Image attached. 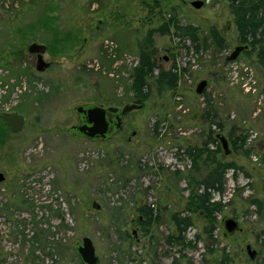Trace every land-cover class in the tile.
Here are the masks:
<instances>
[{
	"label": "rangeland",
	"instance_id": "374dc122",
	"mask_svg": "<svg viewBox=\"0 0 264 264\" xmlns=\"http://www.w3.org/2000/svg\"><path fill=\"white\" fill-rule=\"evenodd\" d=\"M193 1L31 0L16 7L15 0H0V81L10 83L12 74H5L10 69L23 73L16 84L27 82L13 105L0 108L25 116L23 130L7 132L0 151L6 177L0 184V208L6 210L0 214L4 264H32L25 255L33 249L34 215L36 222L53 226L56 240L77 245L92 239L99 264H221L225 257L230 264H264V71L252 48L237 61H226L240 45L230 2L198 0L205 5L196 10ZM5 4L18 9L3 10ZM170 19L198 28L202 40L197 51L173 30L153 34L158 64L164 69L176 64L182 73L177 90L159 96L154 89L143 109L125 116L123 128L106 141L74 136L76 107L134 103L130 87L138 44ZM212 29L223 48L211 37ZM106 40L118 45L123 62L115 65L108 57ZM56 41L57 58L51 55ZM35 42L49 47L44 59L51 66L44 73L36 71L37 57L28 53ZM203 80L208 87L198 96ZM8 97L0 92V101ZM206 111L218 113L222 128L216 134L230 141L229 156L219 142L218 159L239 170L236 177L227 175L224 196H214L225 205L216 228L197 214L187 236L193 246L168 245L175 233L171 213L184 209L191 178L207 174L203 169L195 176L185 154L189 146L208 140L209 126L201 120ZM242 137L247 144L236 149L233 141L240 145ZM25 200L28 208L20 205ZM143 205L154 207L161 218L148 236L137 213ZM227 219L239 226L232 236L226 234ZM61 220L71 231L57 228ZM248 245L258 253L254 261Z\"/></svg>",
	"mask_w": 264,
	"mask_h": 264
},
{
	"label": "trees",
	"instance_id": "16d2710c",
	"mask_svg": "<svg viewBox=\"0 0 264 264\" xmlns=\"http://www.w3.org/2000/svg\"><path fill=\"white\" fill-rule=\"evenodd\" d=\"M230 10L234 17L239 43L249 45V49L252 48V51L258 50V63L264 71V0H233ZM172 30L174 31L173 36L190 40L195 45V49L197 51L200 50L202 40H200L198 28L193 25L184 26L177 19H170L169 22L163 24L159 29L151 31L148 39L138 44L139 60L132 71L130 90L134 94L133 102L135 104L143 106L152 97L154 89L159 96L177 90L182 73L178 70L176 64L170 69H164L158 64L152 51L153 34L159 32L163 35H169ZM211 37L219 48H223L222 38L216 29L211 30ZM59 45L60 42L56 41L55 46L51 49V55L55 58L61 52ZM249 49L244 54L248 55ZM18 54L22 59L23 53L19 52ZM17 73L18 75L23 74L21 71ZM201 120L209 126L208 140L202 145L189 146L185 154L192 161V172L195 176L199 175L203 169L207 171V174L202 180L196 177L191 178L192 181L189 184L190 189L184 209L181 212L175 211L171 213L170 222L175 227V233L168 236V245L182 242L186 247L193 246L192 241H189L187 236L194 227V217L197 214L203 216L212 230L216 228L218 215L223 212L225 205L222 200H215L214 196H224L227 175L230 172L236 174L237 170H239V167L235 163H224L218 159V154L221 153V150L215 129L222 128V125L218 122V113L212 114L211 111H206L202 115ZM158 127L159 123L156 125V131ZM247 139V137H242V144L240 145H237V141L234 140V147L236 149H243L247 144ZM212 147L214 148L212 149ZM262 161L264 164V155ZM27 204L28 201L26 200L20 202V205L26 206ZM23 208H28V206ZM120 210L117 209L116 212ZM4 211L6 210L0 208V214ZM137 213L143 220V222L140 220V225L143 228L145 236H148L150 233L154 222L155 224L161 222V218L158 217L159 214L154 207L140 206L137 209ZM33 224L34 235L30 239L33 249L25 255L26 263L83 264L76 253V245L73 241L56 240V234L52 233L53 226L51 224L46 226L42 222H36L35 215L33 217ZM61 227L67 231H71L72 229L67 224L65 225V220H61L57 226L58 229ZM23 237V241L26 243L27 236L24 235ZM36 249L39 251H36ZM5 261L4 259H0V264H4ZM221 264H230L229 259L225 257Z\"/></svg>",
	"mask_w": 264,
	"mask_h": 264
},
{
	"label": "water",
	"instance_id": "95a60500",
	"mask_svg": "<svg viewBox=\"0 0 264 264\" xmlns=\"http://www.w3.org/2000/svg\"><path fill=\"white\" fill-rule=\"evenodd\" d=\"M159 1V0H153ZM211 0H206L209 3ZM205 5L203 1H193L191 6L196 10H200ZM249 49L247 45H239L234 48L231 54L226 58L227 62H235L239 57ZM28 52L32 55L37 56L36 71L44 73L50 68L51 63L45 61L44 55L47 52V46L33 43L29 46ZM167 61V58L165 59ZM208 87V81H201L196 88V94L202 96ZM143 109L142 105L139 104H127L122 108L110 106L104 107L103 105L86 104L78 106L75 112L78 114L80 125L74 127L72 134L76 137H80L84 140L106 141L110 139L116 132L122 129L123 118L133 111ZM110 115H114V120L110 119ZM2 117L5 119L9 127L15 132L19 133L25 126V117L23 114L18 112L15 113H3ZM217 139L221 144V147L226 156L231 154L229 139L222 133L217 134ZM3 174H0V183L3 182ZM94 208L100 209V206L94 203ZM226 234L232 236L238 230L239 226L237 221L234 219H227L224 222ZM76 253L80 257L83 264H99L100 258L97 255L96 247L94 242L89 237L82 239L80 244L75 247ZM249 258L254 261L256 260L258 253L254 250L251 245L246 247Z\"/></svg>",
	"mask_w": 264,
	"mask_h": 264
},
{
	"label": "built area",
	"instance_id": "2783aa9c",
	"mask_svg": "<svg viewBox=\"0 0 264 264\" xmlns=\"http://www.w3.org/2000/svg\"><path fill=\"white\" fill-rule=\"evenodd\" d=\"M16 1V7H18V4L20 3V1H31V0H15ZM4 7H8L7 4H5ZM104 49L106 54L108 53V57L112 58V60L115 62V65L118 64L119 62H123L120 61V57H118L117 54V49H118V45L115 44L113 41H109L106 40L104 43ZM127 59V56L125 57V60ZM129 61H132V59L129 58ZM2 71V70H1ZM5 74H9V72H5ZM17 80H20L18 78H11L10 83L9 84H5V86L1 85L0 86V92L3 94H7L9 95V99L8 102L5 104V107L11 106L14 104V98L18 97L20 94H22L24 91L27 90V82L25 81H21V83L16 84ZM25 82V83H22ZM8 110V109H7ZM9 111V110H8Z\"/></svg>",
	"mask_w": 264,
	"mask_h": 264
},
{
	"label": "flooded vegetation",
	"instance_id": "af4514ba",
	"mask_svg": "<svg viewBox=\"0 0 264 264\" xmlns=\"http://www.w3.org/2000/svg\"><path fill=\"white\" fill-rule=\"evenodd\" d=\"M212 1V0H211ZM221 1H226V2H232L233 0H221ZM204 2V1H203ZM192 3V2H191ZM204 7V6H203ZM3 10H6V11H14V10H17L18 8H16V9H14V8H10V7H3L2 8ZM36 43V42H35ZM240 45H244V44H240ZM239 46V45H238ZM248 47H249V45H247ZM29 48V47H28ZM47 51H48V47H47ZM248 51V50H247ZM246 52V51H245ZM244 52V53H245ZM29 53V52H28ZM47 53V52H46ZM243 53V54H244ZM30 54V53H29ZM242 54V55H243ZM30 55H32V54H30ZM241 55V56H242ZM36 56V55H35ZM37 57V56H36ZM168 60V59H167ZM46 61V60H45ZM1 71V70H0ZM9 73H11L12 74V78H19V77H21L22 76V74H20V75H15V74H13L12 72H11V70L9 69V70H7ZM4 83L3 82H1L0 81V85H3ZM3 86H5V85H3ZM9 99V98H8ZM8 99H6V100H3V101H0V108L2 109V108H4L5 107V104L8 102ZM15 112H18V113H20L19 111H14V110H9V111H5V110H0V151L1 150H3V146L5 145V144H7L6 143V136H5V134L7 133V132H9V131H11V132H13V133H15L10 127H9V125L7 124V122L5 121V119L2 117V114L3 113H15ZM20 114H22V113H20ZM25 117V116H24ZM114 115H110V119L111 120H114ZM125 118V117H124ZM124 118H123V124H124ZM79 125H80V120H79ZM122 128H123V125H122ZM230 142V141H229ZM0 174H3V177H4V180H3V182H1L0 184H4L5 182H6V177H5V175H4V173L2 172V171H0Z\"/></svg>",
	"mask_w": 264,
	"mask_h": 264
}]
</instances>
